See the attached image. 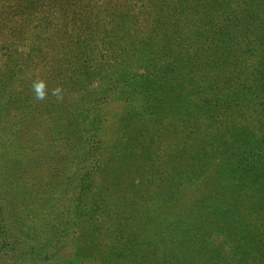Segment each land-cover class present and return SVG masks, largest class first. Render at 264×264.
<instances>
[{
  "label": "trees",
  "instance_id": "trees-1",
  "mask_svg": "<svg viewBox=\"0 0 264 264\" xmlns=\"http://www.w3.org/2000/svg\"><path fill=\"white\" fill-rule=\"evenodd\" d=\"M90 1L0 0V58H6L0 65V95L8 90L4 81L10 76L25 95L9 92L7 105L13 100L17 105L6 120L8 136H0V167L1 155L16 137L26 128L41 127L47 133L45 158L54 151L61 184L68 187L64 224L53 219L55 225L39 226L35 220L25 225L31 236L23 240L35 237L41 243L34 264H264V0L112 3L113 16L120 12L132 36L121 51L138 44L146 50L150 81L144 103L128 113L127 123L116 125L92 122L83 108L72 107L63 113L64 122L75 125L71 133L56 129V121L46 116L50 82L45 98L37 99L34 67L62 74L59 64L48 67L50 60H62L63 53L76 61L91 55L95 24L90 19V24H69L77 33L73 52L65 49L68 36L62 28L56 41L46 30L53 25L48 13H60L65 27L68 14L78 11L74 8L92 13ZM29 20L40 24L31 37L24 31ZM118 71L114 80H125ZM113 83L90 92L89 101H111ZM130 95L127 102L133 100ZM181 109L190 111L185 120ZM5 127L0 124V135ZM193 141L200 148L197 156L185 153ZM66 155L67 161L78 160L77 178L68 176L62 164ZM25 188L31 190L27 183ZM196 193L207 196L193 199ZM0 226V258L6 261L15 240L2 219ZM43 227L50 230L42 232ZM63 242H69L65 249L70 252L51 250ZM19 261L24 262L20 256Z\"/></svg>",
  "mask_w": 264,
  "mask_h": 264
},
{
  "label": "rangeland",
  "instance_id": "rangeland-1",
  "mask_svg": "<svg viewBox=\"0 0 264 264\" xmlns=\"http://www.w3.org/2000/svg\"><path fill=\"white\" fill-rule=\"evenodd\" d=\"M88 1L89 0H87V2ZM116 2L119 3L121 1L91 0L90 4L92 6V13H88L87 11L85 13H81L79 8L73 7L74 9H78V11L70 12V14H68L65 27L63 23V17L60 15V13L50 12L47 14V18L53 23L49 29H46L51 30V39L56 41V34H64L61 33L62 28V30H64L63 32H65L68 36V40H63V43L68 44L65 49H68L71 52H73L71 48L75 43L73 41L75 39L73 38L77 33L74 32L73 28L69 24H73L74 22H82L85 24L89 21V19L93 24H95L93 28L95 40L90 46V48H92V53H89L91 54L90 56H85L83 59L76 61L74 60V57L69 58L68 56L70 55L60 53L63 57L62 60L52 59L50 60L51 64L47 65L50 68L52 65L58 66L59 64V66L63 67V70L65 69L62 74H53L50 71L43 72L44 68L41 64H39L37 67H34V72L37 74V81L42 80L45 82V84L46 82H50L49 89L51 91L52 98L49 101L48 110L45 112V114L52 120L54 119L53 121H56L54 122L56 129H72L70 132H74L73 129L75 125L73 126L72 123H65L64 121H68V119L66 114H63L66 112V110H71L72 107H75V109L77 108V110H82L83 108L82 113H85V116L88 115V117H90L89 120L92 122L96 121V119L99 121L106 120V122L110 125H116L117 123H127L126 117L129 116L128 113L130 111H136L137 107L139 106L138 104L144 103V88L147 87V82L150 81L148 79L149 77H147L150 75V71L148 70V57L146 50L140 49L139 44V46H131L128 50H126V53L121 51L122 45L128 43L132 36L129 31H125L126 28L124 29V27L126 26L124 24V26L122 25L123 18L118 15L120 12H116L118 13L117 16H113L112 3ZM122 2H125V0H122ZM93 6L95 8H93ZM139 16L140 15H138V17ZM36 19L39 20V18ZM38 20H29L31 25L24 28L25 33H27L29 37H31L33 33L39 32L40 29L38 26L40 24L36 27ZM140 21H142L143 24L146 22L143 16H140ZM22 22H26V20H23ZM90 23L91 22L89 21V24ZM121 25L122 28L120 29L119 26ZM140 28H143V26ZM46 34L49 36V33H45V35ZM19 45L20 46H17V48H19L20 52L23 54L24 48L22 47H24V45ZM45 46H48L49 49L54 48L47 43ZM103 57H106L108 62L104 60ZM102 61H106L107 63L103 64ZM5 62L6 58H0V65L4 64ZM85 64H88L89 68H86L84 66ZM117 70H119L118 76H125V80L122 78H119L121 80L120 82L118 79L114 80V77H117L115 73ZM5 74L6 72L1 73V76L6 78V76H4ZM54 75H58L56 76V81V77H54ZM9 78L11 80L9 79L7 81L6 79L4 81L8 85V90L4 91L5 95L3 98L0 95V100H2L0 103V124L4 127L6 125V120L9 119V111H11L14 106L17 105V100H13L9 106L7 105V102H9V96L11 94H9V92L14 90L17 94H21L18 92L20 86L12 81V76ZM155 80L157 82L160 81L159 79ZM109 82H114L113 86L116 87H114L115 93H112L113 95H111L113 98L111 101L108 102L105 100L96 104L89 101L92 97V94L88 95L90 92L94 93L99 87L101 88L102 86L107 85ZM56 89H61L62 92L59 94L55 93ZM21 95L25 96L23 94ZM26 95H29V93ZM127 95L133 97L132 102H127L125 100ZM85 102V106L82 107L81 104ZM20 103L21 101L18 102V104ZM178 112H180V119L183 120H185L190 113V111L185 109H181ZM192 116L198 117V115ZM139 121H142V119H139ZM9 126L10 125L7 127ZM19 128L22 129L23 127ZM1 130L3 131H1L0 136L3 138V140H5L9 134L7 128H1ZM26 130L27 128L21 135L14 139V142H16L14 146L11 147L7 153L1 155V157H3L4 163L0 167V220L2 219L3 222H5V225L9 230V235L12 237V240H15L12 241L15 244V249L11 250V257H8L9 260L4 261L3 258H0V264L36 263L34 262V254L39 251L41 243H38L35 237L31 238V240H23L28 238V236H31L29 233L30 227H28V224L25 226L26 223L35 220V224L42 226L40 222L49 223V221H51L52 224L50 225H55L56 222L53 219H59V223H56V225H62L64 224V221H66L65 210L67 208L69 199L66 198L65 194L68 187L61 184L62 174L59 176L60 172L57 166L59 162L54 157V151H51V155H53V157L50 156L45 158L46 156L44 153L49 152V150L43 149L44 144L48 142L44 138V136L47 138V133L43 134V128L41 127H39L38 130H36V127L32 129L30 128L27 131ZM33 130H35L34 136L31 134V131ZM39 134L41 135L39 136ZM78 142L79 141H77L75 144L73 143V147L76 148ZM172 143H174V141ZM138 144L140 145V143ZM171 146L175 147L176 144L174 143ZM139 148L141 150V147ZM185 149H187L185 152L186 154L193 153L196 156L200 150V148L196 146L195 141H193L192 147L187 146ZM7 155L10 156L9 159H5V156ZM68 157H70V155H66L62 158V164L66 165L68 176L77 178L76 172L79 171L77 163L78 160L67 161L66 158ZM224 157L225 156H223V158ZM15 158L17 160H15ZM181 159L183 160V158ZM218 160H221L220 157H218ZM139 176L146 177L147 174L142 173ZM171 178L174 179L173 177ZM177 179L178 178L175 180ZM26 183L27 186H31V190L25 188ZM65 183L67 185V182ZM173 187H175V185ZM213 189L215 192L219 191L217 188ZM179 190H181V187H179ZM198 196L199 193H196L193 199L197 198ZM204 196L207 195L201 194L199 197L204 198ZM29 224L31 225V223ZM22 226H25V229ZM19 227L20 230H24V232L17 229L15 231L13 230L14 228ZM48 230L50 229L43 227L42 232H47ZM3 232L4 231H0V237L1 234L3 235ZM56 232L60 234V232H58V228L56 229ZM42 236L45 235L42 233ZM68 246L69 242H63L57 248L53 247L51 250L54 251L59 249L67 253V251L70 252V249H65ZM173 249L175 250V248ZM170 253H172V251H169V254ZM2 254L3 252L0 250V255ZM19 256L22 257L24 261L23 263H20Z\"/></svg>",
  "mask_w": 264,
  "mask_h": 264
},
{
  "label": "clouds",
  "instance_id": "clouds-1",
  "mask_svg": "<svg viewBox=\"0 0 264 264\" xmlns=\"http://www.w3.org/2000/svg\"><path fill=\"white\" fill-rule=\"evenodd\" d=\"M33 90L35 92L36 98L37 99H44L46 96V84L44 81L40 80V81H35L33 83ZM59 89L55 90V93H58ZM54 93V94H55Z\"/></svg>",
  "mask_w": 264,
  "mask_h": 264
}]
</instances>
